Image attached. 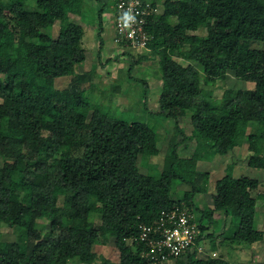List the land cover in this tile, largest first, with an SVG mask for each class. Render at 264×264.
Returning <instances> with one entry per match:
<instances>
[{"label":"trees","instance_id":"1","mask_svg":"<svg viewBox=\"0 0 264 264\" xmlns=\"http://www.w3.org/2000/svg\"><path fill=\"white\" fill-rule=\"evenodd\" d=\"M86 5L35 0L28 9L23 0H0V264H95L92 247L106 244L107 235L119 253L110 264H152L138 239L141 226L157 225L175 207L193 214L197 246L206 236L214 247L213 235L204 232L219 212L236 222L228 240H263L255 213L264 185L258 192L257 179L225 174L214 183L212 206L201 207L196 196L207 192L209 175L196 167L206 154L223 156L246 142L247 165L264 168V0H163L162 14L145 17V46L161 72L157 115L175 121L155 175L137 165L139 155L159 152L155 131L109 116L83 96L90 73L75 68L85 58L84 28L75 16ZM61 20L66 25L54 34ZM142 60L148 56L132 58V65ZM228 71L248 86L224 88L219 98L200 87V73L209 84ZM63 76L69 86L55 89L54 79ZM185 116L189 135L178 124ZM186 140L204 145V153L181 157L177 147ZM174 180L190 190L177 192ZM38 219L45 220L43 229ZM4 229L15 238L3 239ZM175 263L228 264L211 253L200 258L196 248Z\"/></svg>","mask_w":264,"mask_h":264},{"label":"rangeland","instance_id":"2","mask_svg":"<svg viewBox=\"0 0 264 264\" xmlns=\"http://www.w3.org/2000/svg\"><path fill=\"white\" fill-rule=\"evenodd\" d=\"M162 1L128 0V3L126 0L123 1V6L127 4L132 11L134 7L140 17L138 21L139 26L133 40H130L125 34L120 33L118 29L121 12L119 0H86L87 5L83 7L82 14L75 16L77 22L84 28L83 47L85 51L84 61L76 65L75 68L77 72L90 73V79L84 81V85L90 88L85 87L83 96L92 104L99 106L101 111L109 116L131 122H145L155 131L159 152L156 155L144 153L139 155L137 160L140 172L152 175L158 174L161 171L163 158L168 151L169 140L174 134L175 121L157 115L159 111L158 99L162 84L161 72L157 65L156 56H152L150 49L145 46V39L147 40L145 33L143 31L140 33L139 29L142 28L140 22L145 21L146 16L150 15V17L155 18L157 14H162ZM23 2L28 9H32L35 5V0H23ZM102 2L105 5L103 6L101 17H99ZM152 3L155 4L154 7H152ZM127 14L130 18L132 12H127ZM100 20L101 26L99 25ZM171 22H175V19L172 18ZM65 25L66 22L63 20L56 21L53 24L52 32L57 34ZM197 33L199 36L205 35L204 30H199ZM100 36L103 42L101 45ZM261 47H264V45H261ZM143 55H147L148 60H142L132 65V58H138ZM174 58L180 63L186 64V61H183L179 55L175 54ZM199 80L200 87L212 90L213 98H219L224 88L240 89L248 86L246 82L235 77L232 71H228L224 79H219L209 84L204 83V75L202 73L199 74ZM69 82L68 76L58 77L54 79L53 87L55 89H65L69 86ZM145 88H147L146 92ZM178 124L186 135L191 133L192 126L188 116L180 117ZM250 129L251 125L249 126V131ZM181 138L180 134L176 135V140H180ZM245 143L235 147L223 156L217 154L214 157H210V154H206L205 158L197 161V170L203 173L208 172L209 175L207 192L196 196L198 204L201 207H204V205L208 207L212 206L211 195L214 192V183L225 174L233 177L244 176L255 178L260 185L257 188L258 192L262 190V186L264 185V168L257 169L247 165L250 152L247 151ZM196 149L203 152L204 145L197 146L195 141L186 140L177 147L178 154L183 158L192 157ZM2 165L3 161L0 158V168ZM173 187L179 193L190 190V186L177 180L173 181ZM22 199L26 201V195H23ZM58 203L59 205L62 203L61 198H59ZM98 218L97 214L93 215L95 225L98 224ZM255 222L259 230H264V199L257 201ZM235 223V220L232 223L230 216H225L221 212L217 213L213 223L204 232V235L206 233L213 235L214 247L211 245V239L205 236L199 245L207 253H198V256L205 258L210 255L211 249H215L217 255L213 256L221 257L228 264L264 263V239L251 245H246L226 238L229 236ZM44 225V219L37 220V228L43 229ZM1 237L13 240L15 235L12 231L7 232V229H4ZM107 238L106 244H96L92 247L98 256L95 264H110L118 261L119 253L115 246L114 238L109 235H107ZM128 243L130 244L131 241L128 240ZM181 259L186 261L185 256ZM68 264L83 263L69 261ZM167 264L176 263L173 260Z\"/></svg>","mask_w":264,"mask_h":264},{"label":"built area","instance_id":"3","mask_svg":"<svg viewBox=\"0 0 264 264\" xmlns=\"http://www.w3.org/2000/svg\"><path fill=\"white\" fill-rule=\"evenodd\" d=\"M123 1L119 0L121 12L118 29L120 33L133 40L140 17L134 7L132 11L127 4L123 6ZM126 2L128 3V0ZM127 12H132L130 18ZM143 23L144 21L140 22L141 26ZM142 31L143 29L140 28L139 32L142 33ZM198 233L199 230L193 215L185 208L175 207L163 211L157 225H142L138 239L144 243L146 249L144 255L152 260V264H167L186 254L190 249L196 248L198 253H207L203 248L197 246Z\"/></svg>","mask_w":264,"mask_h":264},{"label":"crops","instance_id":"4","mask_svg":"<svg viewBox=\"0 0 264 264\" xmlns=\"http://www.w3.org/2000/svg\"><path fill=\"white\" fill-rule=\"evenodd\" d=\"M216 253H217L216 250H212V249H211V254H215V255H217Z\"/></svg>","mask_w":264,"mask_h":264}]
</instances>
